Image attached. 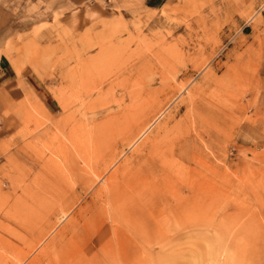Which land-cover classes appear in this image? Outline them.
I'll return each mask as SVG.
<instances>
[{
    "label": "rangeland",
    "instance_id": "1",
    "mask_svg": "<svg viewBox=\"0 0 264 264\" xmlns=\"http://www.w3.org/2000/svg\"><path fill=\"white\" fill-rule=\"evenodd\" d=\"M50 4L0 0L48 94L0 138V264H264V0Z\"/></svg>",
    "mask_w": 264,
    "mask_h": 264
},
{
    "label": "crops",
    "instance_id": "2",
    "mask_svg": "<svg viewBox=\"0 0 264 264\" xmlns=\"http://www.w3.org/2000/svg\"><path fill=\"white\" fill-rule=\"evenodd\" d=\"M134 0H48L52 10H60L66 13L70 9L98 6H123ZM146 6H159L166 0H140ZM51 10V11H52ZM20 20H13L0 8V138L7 131L8 118L16 117L20 110L27 108L29 103L40 104L42 90L46 92L45 84L38 76L27 70L26 67L13 64L3 52L6 42L25 32L21 29ZM48 96V94H47ZM46 99H43L45 103ZM45 109L49 111V102L45 103ZM18 112V113H17ZM264 124V96L255 111ZM23 117H28L27 112H20Z\"/></svg>",
    "mask_w": 264,
    "mask_h": 264
},
{
    "label": "bare ground",
    "instance_id": "3",
    "mask_svg": "<svg viewBox=\"0 0 264 264\" xmlns=\"http://www.w3.org/2000/svg\"><path fill=\"white\" fill-rule=\"evenodd\" d=\"M155 121V120H154ZM146 124L144 123L143 125H141L140 126V128H139V131H138V133L137 134H135L132 138L130 137L129 138V140L127 141V143H130V141L131 140H133V138H135L136 136H139L140 134H143V132L147 129V127L145 126ZM148 125V124H147ZM159 130H160V127H159V129H158V131H157V133L159 132ZM144 135V134H143ZM141 137V136H140ZM164 171V170H163ZM168 175V174H167ZM43 233V232H42ZM83 235V234H82ZM42 235H40V237H41ZM110 242H112L111 240H110ZM33 244V243H32ZM113 244V243H112ZM111 244V245H112ZM91 246V245H90ZM89 246V247H90ZM114 246V245H113ZM31 247V245L29 246V248ZM33 247V246H32ZM94 247H95V245H94ZM97 247V246H96ZM32 249V248H31ZM87 249V248H86ZM85 249V250H86ZM30 250V249H29ZM71 250H72V248H71ZM73 250H74V248H73ZM77 253V252H76ZM87 253V252H86ZM82 254V253H81ZM79 255V254H78ZM82 258V257H81ZM76 259V256H75V254H71V255H67V254H65L64 256H60V255H57V256H55L53 259H50V262H48V264H82L81 263V259H77V260H75ZM46 261V260H45ZM40 262H41V260H40ZM43 262V261H42ZM129 264V263H128Z\"/></svg>",
    "mask_w": 264,
    "mask_h": 264
}]
</instances>
